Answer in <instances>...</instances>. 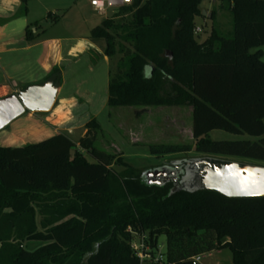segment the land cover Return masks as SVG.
Listing matches in <instances>:
<instances>
[{
	"label": "trees",
	"instance_id": "1",
	"mask_svg": "<svg viewBox=\"0 0 264 264\" xmlns=\"http://www.w3.org/2000/svg\"><path fill=\"white\" fill-rule=\"evenodd\" d=\"M30 1L21 0L23 14ZM225 1L230 38L213 29L196 41L202 0H135L116 13L119 20L91 32L94 44L106 43L108 107L192 108L195 146L151 145V155L194 150L264 162V0ZM53 74L62 71L55 67L46 79ZM85 130L78 142L59 133L0 147V264H141L130 229L153 246L166 236L163 264H194L191 258L223 249L233 264H264V198L170 196L171 184L150 186L127 163L114 170L115 157L95 147L96 119ZM213 131L254 140L216 141ZM25 241L43 245L30 251Z\"/></svg>",
	"mask_w": 264,
	"mask_h": 264
},
{
	"label": "rangeland",
	"instance_id": "2",
	"mask_svg": "<svg viewBox=\"0 0 264 264\" xmlns=\"http://www.w3.org/2000/svg\"><path fill=\"white\" fill-rule=\"evenodd\" d=\"M29 10L32 11L34 18L42 21V31L63 38L65 49L74 48L73 50H82L83 53L78 55L77 61H70V65L65 66L58 95L60 103L50 112L35 113V118L29 119L27 111L13 121L0 131V147H23L54 136L50 135L52 134L50 132L62 128L61 123L72 116L67 102L71 97L78 96L86 105L75 112L76 120L72 125L75 131L72 139L78 142L86 133V124L96 119L100 124V130L96 134L95 147L115 157L113 168L118 173L125 170L123 165L126 163L133 169L145 173L173 161L206 157L194 150L188 154L161 156L151 155L148 151L151 145L195 146L191 107H151L146 110L140 107H108L110 63L109 60L108 62L104 60L106 43L102 40L93 45L91 32L103 21L114 19L117 12L96 13L90 5V0H31ZM49 12H57L58 16L64 15L65 18L54 26L53 20L47 18ZM195 22L197 28H200L199 32L194 31L198 43L206 41L213 29L218 30L223 36L229 38L232 36L233 14L225 0H202ZM259 49L263 51L264 60V47ZM257 50L253 49L252 52ZM121 57L116 56L114 64ZM23 86L19 85L20 88ZM40 119L49 127L48 132L42 131L37 136H29L30 126L37 124ZM209 137L216 141L254 140L249 136H236L223 131H213ZM212 157L264 167L263 161L248 158L221 155ZM40 214L38 221L44 217ZM166 244V236L159 235L157 251L166 255ZM22 245L25 249L34 251L43 244L25 241ZM200 264H233L232 252L229 249L214 251Z\"/></svg>",
	"mask_w": 264,
	"mask_h": 264
},
{
	"label": "water",
	"instance_id": "3",
	"mask_svg": "<svg viewBox=\"0 0 264 264\" xmlns=\"http://www.w3.org/2000/svg\"><path fill=\"white\" fill-rule=\"evenodd\" d=\"M62 74L31 84L0 99V131L27 111L47 113L56 103ZM148 185L171 184L170 196L180 192H217L227 198H264V167L211 156L178 160L144 173Z\"/></svg>",
	"mask_w": 264,
	"mask_h": 264
},
{
	"label": "crops",
	"instance_id": "4",
	"mask_svg": "<svg viewBox=\"0 0 264 264\" xmlns=\"http://www.w3.org/2000/svg\"><path fill=\"white\" fill-rule=\"evenodd\" d=\"M29 3L27 13L23 14L21 0H0V99L19 93L21 84L28 86L45 81L55 67L61 69L63 79L65 66L70 65V61H77L78 55L83 53L82 50H73L74 48L65 49L63 38L42 31V21L34 18L29 10ZM47 18L52 19L53 25L56 26L65 16L60 17L57 12H49ZM29 27L32 30L31 40L27 39ZM104 60L108 62L105 55ZM59 103L57 96L52 110ZM67 103L72 111L71 118L62 122V128L54 129L50 135L64 133L72 139L75 131L72 126L76 120L75 112L80 107L85 108L86 104L78 96L71 97ZM34 115L35 113H28V118H35ZM48 128L40 119L37 124L30 126L29 136H37L42 131L48 132Z\"/></svg>",
	"mask_w": 264,
	"mask_h": 264
},
{
	"label": "built area",
	"instance_id": "5",
	"mask_svg": "<svg viewBox=\"0 0 264 264\" xmlns=\"http://www.w3.org/2000/svg\"><path fill=\"white\" fill-rule=\"evenodd\" d=\"M134 3L135 0H90L91 7L99 14H108L110 11L116 13L122 8L131 7ZM195 31L199 32L200 28H196ZM129 231L133 235L131 248L141 264H163L166 261V255L157 251V246L151 244L146 234L133 232L131 229ZM210 254L193 257L191 261L200 264Z\"/></svg>",
	"mask_w": 264,
	"mask_h": 264
}]
</instances>
